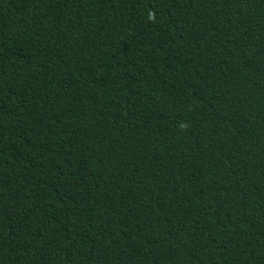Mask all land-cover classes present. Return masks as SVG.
Here are the masks:
<instances>
[{
    "label": "trees",
    "instance_id": "1",
    "mask_svg": "<svg viewBox=\"0 0 264 264\" xmlns=\"http://www.w3.org/2000/svg\"><path fill=\"white\" fill-rule=\"evenodd\" d=\"M0 264H264V0H0Z\"/></svg>",
    "mask_w": 264,
    "mask_h": 264
}]
</instances>
